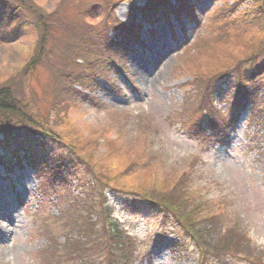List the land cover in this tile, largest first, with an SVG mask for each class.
Segmentation results:
<instances>
[{"label":"rangeland","instance_id":"obj_1","mask_svg":"<svg viewBox=\"0 0 264 264\" xmlns=\"http://www.w3.org/2000/svg\"><path fill=\"white\" fill-rule=\"evenodd\" d=\"M187 3L193 8L194 21L181 18L179 23L168 15L167 20L159 17L147 23L140 10L149 5L148 0H24L28 9L20 10L14 23H10V15L0 18L12 31L1 33L0 89L11 85L18 98L32 99L60 139L82 156L92 154L107 167L112 184L146 193L153 190L165 199L171 193L174 199L185 197L179 205L188 227L201 230L218 249L243 256L242 249L250 238L249 254L261 253V261L259 256L235 260L231 253L229 260L220 264H264V126L253 120L250 105L239 109L236 71L222 79L226 83H217L218 109L228 119L241 111L236 126L225 133L228 140L224 143L217 137L210 141L208 136L187 129L192 124L189 111L196 107L205 81L263 48L264 22L257 17L255 6L258 4L264 14V0ZM251 11L253 19L244 18ZM43 22L55 37L62 38L56 41L49 37L43 45L57 66L61 64V42L70 40L69 28L75 26L89 25L105 46L107 41L119 40L110 25L119 28L120 23H138L140 40L123 42L125 47L113 51L111 56L117 63L102 75L94 71L98 68L94 64L93 71H84L85 80L92 82L89 89L77 85L82 96L74 97L72 106L64 108L68 113L63 116L54 111L50 115L58 90L57 68L39 66L35 75L25 68L38 48ZM162 47L167 49L164 55ZM77 63L86 64L82 59ZM243 64L240 68L244 72L247 67ZM254 66L260 69L257 80L264 81V51ZM258 93H263L262 87ZM0 140L8 142L0 145L5 157V165L0 166V264H39V252L48 239L41 236L42 227L64 242L68 230L53 224L62 212L59 198L70 205L73 199L65 193L72 191L77 196L83 192L86 171H52L50 164L59 165V159L66 156L65 148L41 140L50 164L42 161L34 172L25 150L15 151L21 144L38 147V140L30 146V140L19 131L0 135ZM43 185L47 195L41 191ZM108 201L114 217L141 243L134 264H198L197 253L183 239L184 233L169 223L163 225L159 209L110 194ZM237 226L240 232L228 234Z\"/></svg>","mask_w":264,"mask_h":264},{"label":"trees","instance_id":"obj_2","mask_svg":"<svg viewBox=\"0 0 264 264\" xmlns=\"http://www.w3.org/2000/svg\"><path fill=\"white\" fill-rule=\"evenodd\" d=\"M148 1L149 5L140 10L146 17L147 23L159 17L167 19L168 15H172L179 23H181V18H190L194 21L193 8L187 3L189 0H174L173 2L168 0ZM23 2L24 0H0V18L10 15V23H14L16 21L14 16L18 15L20 10L28 9ZM8 3H14L15 7L10 8ZM3 7L5 8L3 9ZM255 7L257 17L264 22V14L260 11V7L258 4ZM246 14L244 18H252L253 16L252 11ZM38 24L41 25L40 23ZM55 24L56 22L50 25L54 27ZM229 24L231 27L233 26L232 22ZM9 25H2L0 21V38L2 30L11 31L8 27ZM42 25L44 28L41 29L42 33H40V38L37 41L38 48H36L35 55L30 58L25 68L31 69L34 75L37 74V67L39 66H47L49 64L51 69L53 67L57 68L58 80L56 83L58 84V90L50 108V115L55 111V113L58 112L63 114V116L69 111L64 110V108L72 106L74 97L82 96V93L77 88L89 89L92 85L90 80H85L87 75H84V71H89V69L93 71L92 67L94 64L98 65V68L96 66L94 71L102 75L106 68L115 65L117 62L112 58L111 53L113 51L116 52L122 46L125 47L126 41L136 42L139 38L137 30L141 26L138 23H131V25L120 23L119 28L116 27V24L110 25L117 31L119 40L107 41L105 46L101 44L105 49L100 45L93 32L90 31L91 27L89 25L83 24L80 27L75 26V29L69 28L70 40L67 38V42H61V48H63L59 59L61 64L57 66L51 60V51L44 52L43 45L49 37L56 41L58 39L62 40V38L55 37L51 27L46 25L45 22ZM58 25L61 26V23ZM17 26L19 25L17 24ZM17 35L16 32L13 33L14 37ZM77 36H79V40L76 39ZM73 39L75 41H72ZM262 51H264V46L261 50L244 57V62L240 60L234 67L215 74L205 81L196 107L189 111L191 114L190 119L192 120V124L189 125L193 126L191 128L198 129L204 133L209 131L212 136L216 134L214 131H220L224 128L223 114L218 110L214 92L217 83L226 82L227 80L223 81L222 79L228 77L234 71L239 75L237 85L239 93L237 98L242 104H250V115L253 120L264 126V81L257 80L260 69L254 66L256 58ZM79 59L84 60L86 64L79 65L77 63ZM243 63L247 67L244 72L240 68ZM77 85L79 87L76 88ZM259 87L263 88V93L260 95L258 93ZM12 90L11 85L0 89V134L7 137L11 132L19 131L25 139L28 138L30 140V146L33 144V140L39 141H37L39 143L38 147L35 148H27L21 144L15 153L18 152V149H24L26 157L30 159L29 163L37 170L42 161L44 164L49 163L48 156L45 154L46 146L44 145V149L42 148L43 142L41 140L53 142V144L59 143L60 146L62 145L65 148L66 156L63 155V158L59 159L58 166L49 163L52 166V171H61L59 169L69 172L72 170L74 172L78 169L86 171L87 184H84L83 192L77 196L72 191L66 192L65 195H69L73 199L70 205H68L69 203L65 204L63 199L59 198V205L63 206L62 212L60 218L54 220L53 224L58 225L60 229L68 230L64 233V242L61 243L59 236L54 234L53 231L46 227L44 230L42 227L41 236L48 237V239L44 250L39 252L42 258L39 264H134L137 262L141 243L114 217V208L110 206L108 201L109 194L117 198L128 197L151 208L159 209L163 215V225L169 223L173 229H180L184 233V236L182 235L183 239L190 242L197 253L198 264H215L224 259L229 260L228 256L232 253L231 251H226L224 248L218 249V244L215 241L204 238L201 230L195 232L183 221L184 212L179 204L181 200H186L185 197L174 199L175 197L171 196V193L165 199L163 194L156 193L153 190H148L146 193V190L138 191L122 186L123 184H120L121 187L112 184L111 178L105 170L107 167L100 163V160L94 158L90 153L82 156L74 147L66 144L64 140L59 138L53 128L48 127L47 122H45L48 118L39 113L34 101L27 97L18 98ZM96 142L98 143V139ZM4 144H8L7 140H0V145ZM76 145L74 143L75 147H77ZM3 160L4 156L0 153V165L2 166L5 165ZM166 194H169V192ZM239 228L237 226L235 229L228 231V234H237L235 231L240 232ZM248 243L250 245V240H248ZM249 245H245L242 249L243 256L232 253V256H234L232 258L235 260H241L240 257L251 258V256L258 258L261 253L249 254ZM101 253L103 254L102 256ZM263 257L264 255L262 259ZM259 261H261L260 256Z\"/></svg>","mask_w":264,"mask_h":264},{"label":"bare ground","instance_id":"obj_3","mask_svg":"<svg viewBox=\"0 0 264 264\" xmlns=\"http://www.w3.org/2000/svg\"><path fill=\"white\" fill-rule=\"evenodd\" d=\"M162 49H163L162 53L164 55L167 52V49L165 47H162Z\"/></svg>","mask_w":264,"mask_h":264}]
</instances>
